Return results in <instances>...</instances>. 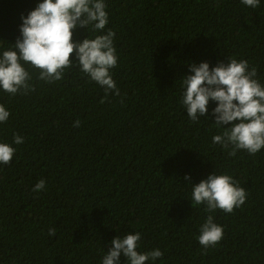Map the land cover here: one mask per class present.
I'll list each match as a JSON object with an SVG mask.
<instances>
[{
  "label": "trees",
  "instance_id": "trees-1",
  "mask_svg": "<svg viewBox=\"0 0 264 264\" xmlns=\"http://www.w3.org/2000/svg\"><path fill=\"white\" fill-rule=\"evenodd\" d=\"M40 2L0 0V54L20 36L21 16ZM104 2L119 96L105 97L76 65L46 83L25 64L35 91L0 90L10 112L0 143L16 149L0 165V264H102L114 238L137 232L139 253H164L148 264H264V148L230 156L213 143L224 131L212 125L216 104L194 123L181 103L192 63L243 59L264 85V0L257 8L241 0ZM99 34L89 26L73 39ZM15 135L24 142L14 144ZM213 172L246 190L231 214L208 213L192 200L191 185ZM40 180L46 188L34 192ZM209 214L224 231L204 249L197 237Z\"/></svg>",
  "mask_w": 264,
  "mask_h": 264
},
{
  "label": "clouds",
  "instance_id": "clouds-1",
  "mask_svg": "<svg viewBox=\"0 0 264 264\" xmlns=\"http://www.w3.org/2000/svg\"><path fill=\"white\" fill-rule=\"evenodd\" d=\"M250 8H257L260 0H241ZM104 0H41L27 16H21L20 36L11 48L0 54V90L10 96L27 95L35 91L30 83L32 76L24 66L38 70V80L53 83L62 80L66 69L73 65L104 89L105 97L111 92L119 96V89L111 75L117 67L118 56L114 46L115 32L106 30L109 23ZM91 26L97 33L93 39L74 41V32L87 30ZM75 56V62L70 57ZM190 75L183 79L184 88L181 103L188 118L197 123L201 118H209V103L216 107L212 110L213 126L224 129L215 135L214 144L231 149L230 156L238 150L255 155L264 148V85L257 77V69L249 66L248 61L231 58L210 67L207 62L188 65ZM104 101L102 100L101 103ZM10 112L0 104V123H6ZM80 126V121L74 122ZM23 137L15 135L13 143L22 144ZM16 149L7 143H0V165H9ZM190 180V176H185ZM192 200L196 205H204L205 211L213 213L222 210L233 213L245 203L246 190L227 174L214 172L206 179L192 186ZM46 188L44 180L37 182L34 192ZM197 237L204 248L215 247L223 238V227L214 222L209 214L200 227ZM49 236L56 230L49 229ZM141 233L117 236L111 241L102 264H121L123 257L127 264H148L163 257L159 249L139 253Z\"/></svg>",
  "mask_w": 264,
  "mask_h": 264
}]
</instances>
